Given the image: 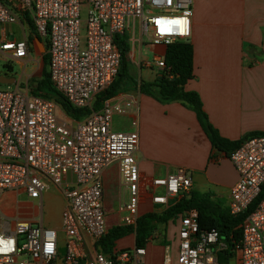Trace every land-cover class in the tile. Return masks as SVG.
<instances>
[{"label": "built area", "instance_id": "1", "mask_svg": "<svg viewBox=\"0 0 264 264\" xmlns=\"http://www.w3.org/2000/svg\"><path fill=\"white\" fill-rule=\"evenodd\" d=\"M26 16L37 35L48 40L54 88L75 109H86L118 76L121 54L115 37L139 28L141 38L152 44L189 41L193 0H0L1 62L26 66L30 61L37 46L26 34ZM13 26L21 38L10 30ZM141 65L167 69L164 57ZM32 87L18 82L0 90V198L15 193L39 201L40 221L2 215L0 264H145L146 249L118 250L112 256L100 250L108 233L102 174L119 166L129 195L121 207V226L136 229L145 197L165 211L191 196L190 171L179 167L163 178L141 176L139 121L131 119L128 132L114 126L117 117L140 113L133 94L105 100L100 111L81 121L63 122L56 102L35 96ZM228 158L239 179L227 209L234 217L246 214L241 241H233L234 255L219 260L227 244L218 231H201L199 213L192 209L178 220L176 260L168 247L163 264H264V197L250 211L264 187V136L245 141ZM53 189L66 200L59 229L43 223L44 195Z\"/></svg>", "mask_w": 264, "mask_h": 264}, {"label": "crops", "instance_id": "2", "mask_svg": "<svg viewBox=\"0 0 264 264\" xmlns=\"http://www.w3.org/2000/svg\"><path fill=\"white\" fill-rule=\"evenodd\" d=\"M16 29L18 26L10 27L14 33ZM131 34L130 62L134 64V75L131 74L139 83H152L161 71L141 65L145 62L143 47L152 45L159 55L156 57H164L167 45L143 40L139 28ZM189 42L194 48L195 77L187 84L186 90L200 95L213 127L229 141H238L254 132L264 133V0H193L192 37ZM126 93L134 95L140 105V113L117 117L114 126L121 131L116 127L118 123V126L126 129L122 132H128L132 129L131 119L139 121L140 141L136 159L141 176L144 179L163 178L179 167L186 168L192 176L194 196L206 197L227 209L230 191L239 176L229 158L212 146L197 115L179 102L161 104L138 91ZM102 180L104 208L106 199L111 200V196L115 197L116 194L120 214L117 226H121V207L128 202L129 195L121 183L119 166L113 164L105 169ZM56 190L62 194L59 189ZM125 193L127 200L124 202ZM15 196L20 195L5 194L0 198V206L4 204L3 201H10ZM145 200L147 202L140 207L141 216L154 211L162 212L147 197ZM61 201L62 223L66 200L63 197ZM38 202L27 198L17 208V216L34 220ZM146 208L150 210L145 211ZM106 216L109 230L112 227L108 224L107 212ZM169 224L173 234L167 236L169 228L166 232L157 231L154 241H149L146 247L145 264H163L165 247L171 248L172 253L175 245L177 254L178 220ZM157 245L160 254L156 258ZM117 248H135V234L132 247Z\"/></svg>", "mask_w": 264, "mask_h": 264}, {"label": "trees", "instance_id": "3", "mask_svg": "<svg viewBox=\"0 0 264 264\" xmlns=\"http://www.w3.org/2000/svg\"><path fill=\"white\" fill-rule=\"evenodd\" d=\"M30 35L29 42H35L39 38L45 45L46 53L42 60L44 71L39 80H33L36 84L32 87L35 96L51 99L56 102L65 115L72 120L81 121L93 111L102 109L103 102L118 94L138 91L143 95L152 97L161 104L179 102L187 109L193 111L208 136L212 146L227 157L238 149L245 141L258 136H264L263 132H254L246 135L238 141L224 139L210 123L208 115L204 110L200 95L194 91L186 90L187 84L195 77L194 48L189 41H177L167 45L164 55L167 69L161 71L156 80L152 83L138 82L130 72V51L131 45L126 35L115 37V43L121 54V67L117 78L105 92L97 96L92 108L75 109L68 100L58 92L50 79L48 72L50 56L48 53V40H42L36 33L33 23L26 16ZM9 70H12L11 68ZM264 197V187L257 201L252 205L253 210ZM197 210L201 231L216 230L219 232L222 241L227 244L228 251L219 256L222 262L227 261L228 256H233V241L239 242L242 238L241 225L246 216L234 217L229 210L214 204L206 197L194 196L193 192L189 198H185L175 206L162 212H151L142 215L137 222L136 229L124 226L112 227L99 244L100 250L107 256H112L115 251L128 250L118 249V241L135 234V247L146 249L149 240L161 226L166 227L170 222L179 220L180 216L189 210ZM167 245V242L164 241ZM165 245V246H166Z\"/></svg>", "mask_w": 264, "mask_h": 264}, {"label": "rangeland", "instance_id": "4", "mask_svg": "<svg viewBox=\"0 0 264 264\" xmlns=\"http://www.w3.org/2000/svg\"><path fill=\"white\" fill-rule=\"evenodd\" d=\"M16 34L15 37L17 38H21L22 35L20 33H18V29H16ZM26 34L29 35L30 33V29L29 28H25ZM139 36V33H138ZM126 37L128 39H130L132 37L131 33H127ZM45 47V45H44ZM134 46H132L133 48ZM156 56H159L158 53L155 51V49H153L152 45H144L143 47V53H142V57L145 61H148L149 63H151L152 65H154V58ZM43 54L40 52L38 46L36 47V49L33 50L30 61L26 64H17V63H12V64H6L4 62L0 61V75H6L7 77H14L18 80L19 83H26L29 82L31 85H35L36 83L33 82V80H39L42 77L43 71H44V63L42 60ZM133 60H134V55L132 56ZM138 58V57H137ZM12 70H9V69ZM130 72L134 75V64L131 62L130 65ZM14 87L15 85H0V90H5L8 87ZM57 115L59 117V119L63 122H68V117L65 115V113L62 111V109L60 107H58L57 110ZM118 123H116V127L118 130H126L122 125L118 126ZM61 191V190H60ZM59 191H57L56 189H53L50 192H46L44 195V214H43V223L46 227H50V228H57L60 227L61 225V210H62V205H61V200L63 198L62 194L59 195L58 194ZM113 196V195H112ZM111 196V200L106 199V203H105V209L106 212L108 213V224L110 225V227H115L117 226V223L119 221V217L120 214L118 212L119 209V200H118V196L115 194V197ZM16 197V196H15ZM26 196L24 195H20L17 196L16 198L11 199L10 201H3L4 204H2L0 206V215H7L8 217H10L11 219L15 220L17 218V208H19L21 206V204H23L24 201H26ZM127 200V195L126 193L123 194V199L122 201H126ZM40 202L36 203L35 206L39 207ZM18 206V207H17ZM148 208L145 209V211ZM150 208L147 210L149 211ZM142 213V211H141ZM36 221H40V217H39V208H37V216H36ZM168 224L166 227L161 226V228L159 229L162 232H166V230L168 231L169 228ZM173 226V225H172ZM158 230V231H159ZM173 230L171 231V229L169 228V231L167 232V236L170 234V236L173 234L172 233ZM134 244V234L126 237L122 240H120L117 243L118 247H132ZM151 245H155V244H151ZM156 247H158V249L155 250L156 253V258L158 257V254H160V249L159 246L157 245ZM175 247V245H174ZM172 250V255L175 256L176 254V247ZM165 251H166V247H165ZM64 250L62 249L61 253H63ZM174 260H176V256L174 257Z\"/></svg>", "mask_w": 264, "mask_h": 264}, {"label": "water", "instance_id": "5", "mask_svg": "<svg viewBox=\"0 0 264 264\" xmlns=\"http://www.w3.org/2000/svg\"><path fill=\"white\" fill-rule=\"evenodd\" d=\"M35 42L40 50V52L44 55L46 53V48L44 44L39 38L35 39ZM18 80L14 77H7L6 75H0V85H17Z\"/></svg>", "mask_w": 264, "mask_h": 264}]
</instances>
